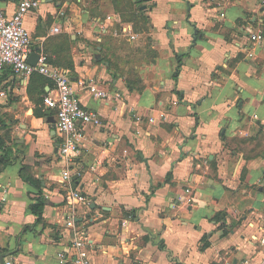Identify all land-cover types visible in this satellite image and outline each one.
I'll return each mask as SVG.
<instances>
[{"label": "crops", "instance_id": "0c3cea01", "mask_svg": "<svg viewBox=\"0 0 264 264\" xmlns=\"http://www.w3.org/2000/svg\"><path fill=\"white\" fill-rule=\"evenodd\" d=\"M17 1L0 6L12 14ZM129 1L119 11L113 0H41L25 16L31 55L46 53L64 68L102 125L84 126L69 165L72 187L88 198L75 209L78 248L66 225L71 197L56 110L44 103L54 83L10 67L0 73V135L13 156L0 171V264H60V251L74 264L78 250L92 264L263 257L264 0ZM112 13L120 20L108 21ZM55 23L61 33L50 32ZM81 81L112 95L93 96ZM160 111L166 119L150 123ZM39 189L41 215L31 206Z\"/></svg>", "mask_w": 264, "mask_h": 264}, {"label": "built area", "instance_id": "2783aa9c", "mask_svg": "<svg viewBox=\"0 0 264 264\" xmlns=\"http://www.w3.org/2000/svg\"><path fill=\"white\" fill-rule=\"evenodd\" d=\"M41 0H18L16 8L12 14H8L5 9L0 6V73L7 67L24 79L30 78L34 73H40L50 79L54 83V89L44 96V103L56 110V125L61 133L62 141L59 145V153L66 163V168L62 173V183L64 186H69V194L71 197L68 212L66 213V225L72 228L78 239L75 241L76 247L84 246V232L79 226L75 209L77 204L87 203L88 198L79 189L73 188L72 169L69 167L74 163L76 158L81 153V145L85 138L84 126L87 124L102 125L101 114L94 110L85 107L73 86L70 76L67 71L54 64L48 54L41 53L35 64L29 62L31 56V34L25 25V16L31 10L40 6ZM108 21L120 20L119 16L112 13L108 14ZM63 30L61 23H55L51 26L50 32L53 34L61 33ZM122 32L127 34L130 39L137 37L131 27L124 26ZM256 38L261 40L263 34L260 32ZM81 86L96 97H110L111 92L99 88L95 83L86 81L80 82ZM4 92L0 91V95ZM167 114L160 111L158 116H149V122L152 124L160 120L166 119ZM137 121L143 119V115L136 114ZM190 188L186 189L190 193ZM180 201H186V197L179 195ZM264 251V231L259 237ZM59 263L66 264L68 261V254L65 251H60L58 254ZM74 264H92L85 255L78 250L75 254L70 256ZM6 264H15L12 260ZM227 264H264V253L260 262L252 263L249 259H244L237 263Z\"/></svg>", "mask_w": 264, "mask_h": 264}, {"label": "trees", "instance_id": "16d2710c", "mask_svg": "<svg viewBox=\"0 0 264 264\" xmlns=\"http://www.w3.org/2000/svg\"><path fill=\"white\" fill-rule=\"evenodd\" d=\"M181 65H182V60H181V57L179 56V65L177 67V74L179 73V71L181 69ZM5 136L7 137V134H5ZM0 150H2V152L0 154V171H1L13 160V156H11L12 151L7 146L6 141L4 140V138L1 135H0ZM20 174H21L22 178L24 180L28 181L29 183H31L37 187L41 186L40 181L38 179H35L31 175H29L25 168L21 169ZM169 174L171 175V173H169ZM41 192H42V190L39 189V195L36 197L35 203H33L31 205L33 211L39 215L42 214L43 206H44V200L41 196ZM132 216H133V214H132ZM160 247L169 251V249L167 248L166 244L163 241L160 242Z\"/></svg>", "mask_w": 264, "mask_h": 264}, {"label": "rangeland", "instance_id": "374dc122", "mask_svg": "<svg viewBox=\"0 0 264 264\" xmlns=\"http://www.w3.org/2000/svg\"><path fill=\"white\" fill-rule=\"evenodd\" d=\"M116 2H117V0H113L114 6H116L115 8H117L119 11H121V8H124L123 6H126L129 3H133L132 1H129V0H122L121 1V5L120 4H117ZM14 123H17V120ZM11 133H12V130L11 129L5 130V134L10 135Z\"/></svg>", "mask_w": 264, "mask_h": 264}, {"label": "water", "instance_id": "95a60500", "mask_svg": "<svg viewBox=\"0 0 264 264\" xmlns=\"http://www.w3.org/2000/svg\"><path fill=\"white\" fill-rule=\"evenodd\" d=\"M36 61H37V59H36L35 55H34V56L31 55V56L29 57V62H30V63L35 64Z\"/></svg>", "mask_w": 264, "mask_h": 264}]
</instances>
